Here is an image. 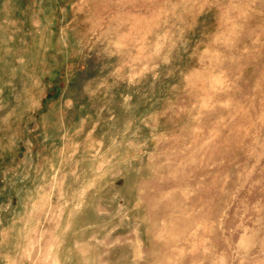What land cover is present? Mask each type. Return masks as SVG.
Listing matches in <instances>:
<instances>
[{
    "label": "rangeland",
    "instance_id": "1",
    "mask_svg": "<svg viewBox=\"0 0 264 264\" xmlns=\"http://www.w3.org/2000/svg\"><path fill=\"white\" fill-rule=\"evenodd\" d=\"M0 264H264V0H0Z\"/></svg>",
    "mask_w": 264,
    "mask_h": 264
}]
</instances>
